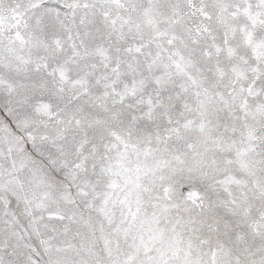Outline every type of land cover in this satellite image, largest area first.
I'll return each mask as SVG.
<instances>
[{
    "label": "snow or ice",
    "instance_id": "obj_1",
    "mask_svg": "<svg viewBox=\"0 0 264 264\" xmlns=\"http://www.w3.org/2000/svg\"><path fill=\"white\" fill-rule=\"evenodd\" d=\"M0 264H264V0H0Z\"/></svg>",
    "mask_w": 264,
    "mask_h": 264
}]
</instances>
